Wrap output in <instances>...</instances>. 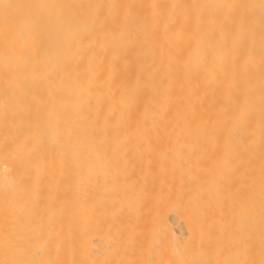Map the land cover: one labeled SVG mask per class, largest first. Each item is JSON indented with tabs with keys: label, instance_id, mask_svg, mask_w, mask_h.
<instances>
[{
	"label": "bare ground",
	"instance_id": "1",
	"mask_svg": "<svg viewBox=\"0 0 264 264\" xmlns=\"http://www.w3.org/2000/svg\"><path fill=\"white\" fill-rule=\"evenodd\" d=\"M0 264H264V0H0Z\"/></svg>",
	"mask_w": 264,
	"mask_h": 264
}]
</instances>
